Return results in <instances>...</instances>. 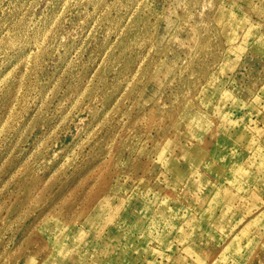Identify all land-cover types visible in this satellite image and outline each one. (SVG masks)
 Wrapping results in <instances>:
<instances>
[{
  "label": "rangeland",
  "instance_id": "obj_1",
  "mask_svg": "<svg viewBox=\"0 0 264 264\" xmlns=\"http://www.w3.org/2000/svg\"><path fill=\"white\" fill-rule=\"evenodd\" d=\"M0 264H264V0H0Z\"/></svg>",
  "mask_w": 264,
  "mask_h": 264
}]
</instances>
